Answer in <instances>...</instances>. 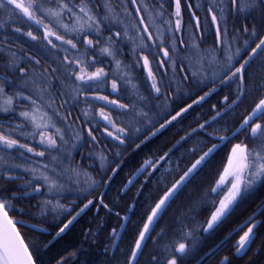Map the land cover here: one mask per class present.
<instances>
[{
    "label": "trees",
    "instance_id": "trees-1",
    "mask_svg": "<svg viewBox=\"0 0 264 264\" xmlns=\"http://www.w3.org/2000/svg\"><path fill=\"white\" fill-rule=\"evenodd\" d=\"M52 2L54 4L55 0H52ZM160 2L161 0H145L151 12L160 10ZM163 3L165 8L157 26L167 29L168 24L164 21L171 18L173 20L172 27L174 28L175 0H163ZM189 5H191V8H189ZM97 7L102 14V0H100ZM114 7L115 11L120 13L121 18L129 26L133 22V18L139 19L138 17H127L123 12V5H114ZM127 7L129 11L135 13V9L130 3L127 4ZM210 7H215L216 11L210 13ZM221 7L227 9V0H225V3H221L220 0H181L183 30L180 33H165L166 46H171L173 37L176 41V51L170 53L172 59L175 60V71L172 67L160 68L158 59L152 64V70L158 78L163 79L165 85L159 99H156L155 93L151 91V82L147 80V72L143 68V62L140 61L139 66L137 65L138 57L146 53L138 52L134 55L132 44L123 37L115 43L116 58L123 65L131 66L130 71L133 82L138 86L140 93L147 97L142 102L144 111L148 113L147 122H142L141 133L136 134L133 132L123 145H119L103 134L104 122L99 118L101 103L99 101L89 102L92 105L90 110L93 116L86 119L83 112L89 109V103L85 102L83 96L78 100L72 99L70 87L66 83L69 77L63 72L62 68L57 73L51 72L49 63L51 62L53 66L58 68L61 67L60 63L53 56H49L48 60H44L43 56L48 55V53L40 45L12 30L14 24L27 30V24L20 25L18 21H8L9 26L6 31L10 39L6 44H0V47H6L7 49L5 52L0 53V82L4 83V96L0 97V105H3L8 97H13L12 107L14 110L7 113L0 112V125L3 126V131L11 133L13 138H18L21 143H26L28 146L35 145V150H41L42 147L36 143L37 136L32 137L29 135L34 131L31 122L25 121L20 115L23 111H31L32 106L28 101L16 100L15 96L18 90H22L26 95L30 94L31 83L26 88H21V85L25 81L30 82L32 79L39 77L47 69V75L51 78L52 85L50 89L51 98L56 100L53 109L59 111L61 116H67V123L59 121V117L54 118L64 124L65 128L68 125H73L75 130L82 133V139L76 149H71V143H75V140H72L70 133L67 134L70 143L65 146L63 164L68 165L70 161L72 166H79L82 173H87L93 180L98 182L89 194V192L81 191V187L87 188L86 184L77 185L75 182L64 178L63 182L67 186L66 190L63 193L50 194L46 187L41 188L40 193L34 192L31 185L28 184V181L32 180V175L19 172L17 170L19 168L8 169V172L16 177L14 180L0 177V192L12 198L15 209L10 213V216L14 220L22 222L17 224V229L25 243L30 245V251L36 252L37 249L39 250L40 264H58L61 257L67 256L71 252L76 253V259L71 264H127L131 251L135 246V241L138 239V234L143 230V224L146 222L147 215H150V209L154 206V203L158 201L166 188L195 159H198L203 151L207 150V147H210L214 142L220 143L214 137L208 136L206 132H192V130L194 128L198 129L200 124L206 120H211L216 112L220 111L222 113L221 117H217L212 127L206 125L207 130L208 132H218V134L231 136V133L235 131V128L241 122L242 117L251 111L261 96H264V92L246 93L242 98L243 102H238L232 110H226V105L223 103L224 97H229V100L235 99L240 81L237 79L230 84L224 82L213 83V71L211 69L201 72L198 77L192 76V71L199 66L189 67L187 54L191 51L190 45L194 40L201 51L212 50L216 47L217 26L220 27L222 32L227 31L230 40L235 37L232 52L235 54L236 49L239 48L241 50L240 55L244 59H247L245 53L251 47H255L251 40H249L247 46L245 45V40L248 39L251 29L255 27L259 34L264 36V16L261 15L259 9L246 18L230 14L226 10L224 20L220 21L219 9ZM213 14L218 17V25L212 23ZM193 15L200 22L199 30L196 28V19H193ZM0 19L7 20V13L0 11ZM245 26L250 30L247 34L243 32ZM123 30L124 25H112L110 30L105 27L102 37L106 39L114 32H123ZM130 31L133 35H136L134 30L130 29ZM2 39L3 37L0 36V40ZM113 39H116L115 36H113ZM181 40L186 41V43L181 45ZM11 52L17 53V59L24 67L25 74L22 75L18 69L9 67L8 61ZM28 55L41 58V64L36 65L34 61H28ZM58 55L62 59L63 53H58ZM97 55L99 54L97 53ZM216 56L218 61L223 60L225 53L216 47ZM99 60L102 61L99 66L104 67V70L111 75L115 69V62L106 56H100ZM239 62L243 63V60ZM204 63L207 65V60ZM262 63H264V53H260L248 66L247 84L249 87L253 86L254 82L258 83L260 77L264 75L260 72ZM235 66L238 67L239 64L237 63ZM181 68H184V71H181ZM91 70L95 71V68ZM185 76L188 79H184ZM204 77H207V79L204 83H200V80ZM71 79L74 80V77ZM212 87H215L216 91L211 92L199 105H194L183 118L173 122L172 125L151 139L140 143L144 139V132L152 128V125L158 126L163 121L164 116L169 113L175 114L181 107L191 103L193 99H198L199 96L204 95L205 91H210ZM168 93H172V95H167L166 99ZM94 94L96 93H87L88 96ZM99 94L109 95L110 99L116 98L117 94L111 92V78L105 90ZM48 98L46 96V99ZM133 100H135V97L130 94L128 86L122 84L118 102L129 104ZM65 101L64 107L61 108V103ZM214 105L216 106L215 109L213 108ZM137 106L139 107V104ZM109 108L112 109L109 115L113 117L117 124L127 127L129 119L133 115L132 110L129 109L128 112H123L116 107L108 106H105L104 110L108 112ZM53 109L47 110L49 114L52 113ZM69 113L70 115H68ZM20 123L24 125L23 131L13 132L12 129ZM93 124L100 126L96 129L98 139L89 143L87 130ZM152 130L155 129L152 128ZM189 133H191V136H189ZM49 134H51V131H49ZM25 136H27V139H25ZM182 137L187 138L182 140ZM242 141L248 142L245 136L238 134L217 149L207 162V166L202 169L198 179L189 185L180 198L168 209L163 218L154 225V230L151 232L150 238L144 242L142 254L137 256L135 264H165V245L174 247L176 242L183 239L184 232L189 229L192 231V235L190 239L186 240V243L190 251L178 264H220L224 257H228V264H264V211L262 210L254 217V222L258 223L248 250L245 254L239 256L235 251L237 241L243 235V232L247 231V227L240 230V225H243L264 204V185H257L239 204L231 218L222 227L210 233L202 231V227L206 226V219L213 210L211 205L206 204L204 200L205 190L214 185L216 179L222 173L232 146ZM138 143L140 147H136ZM68 149L72 151L70 158L67 157ZM169 149L172 150L170 153L171 160L163 163V167L153 175L149 176V173L153 172L151 168L143 173L137 172L146 159L158 160ZM4 151L14 153L15 155L8 157L13 163L21 164L22 167L28 161L31 163L36 161L39 162L40 166L47 163L50 166L55 165L59 169L58 163L53 161L48 154L44 157H34L23 149H5ZM55 151L53 150V154H55ZM19 152H24V158L19 155ZM101 155L105 157L104 160L100 159ZM117 165H119L118 168ZM113 169H116L115 172L112 171ZM165 169H171V171L165 172ZM107 177H111V180H108ZM79 179L82 181L84 176L82 175ZM129 180H132L131 184H128ZM38 183L42 182L32 180V184ZM25 190L32 192V195L25 196L23 194ZM13 192L16 193L15 197H12ZM46 198L52 199L53 203L59 201L66 208L72 209L71 214L66 211H44L43 201ZM87 200H92L94 204L77 216L65 232L57 236L56 233L59 228L67 223L72 216H75ZM101 200L112 209L111 212L101 205ZM130 208L132 211H129ZM21 209L23 211H20ZM117 212H119V216L116 215ZM123 217H127V219L125 220ZM121 225H124V227L121 228ZM248 226L250 227L251 224ZM113 229L119 233L118 237L113 236ZM158 233L162 234L158 236ZM114 240L115 244L113 243ZM154 255L158 257L156 262L152 260Z\"/></svg>",
    "mask_w": 264,
    "mask_h": 264
},
{
    "label": "snow or ice",
    "instance_id": "snow-or-ice-1",
    "mask_svg": "<svg viewBox=\"0 0 264 264\" xmlns=\"http://www.w3.org/2000/svg\"><path fill=\"white\" fill-rule=\"evenodd\" d=\"M99 2L100 0H55L53 4L52 0H0V11L7 13V20L0 19V36L3 37L0 40V44H6L10 39L6 31L9 26L8 21H18L20 25L27 24V30L15 24L12 25V30L20 36H25L30 41L40 45L48 53V55L43 56L44 60H48L49 56L55 57L61 67L53 66L50 62L51 72L57 73L62 68L63 72L67 74L69 80L66 83L70 87V95L73 100H78L83 96L86 103L90 101L103 102L100 105L101 111L99 112V118L104 122L102 128L103 134L110 137L113 141H116L119 145H123L133 132L136 134L142 132L141 124L142 122H147L148 118V113L144 111V104L142 102L147 97L140 93L138 86L133 82L130 71L131 66L123 65L116 58L114 45L123 37L132 44V52L134 55L138 52L146 53L138 57L137 65L139 66L140 61L143 62V68L147 72V80L151 82V91L155 93V98L159 99L162 88L165 85L163 79L158 78L157 74L152 70V64L158 59L160 61V68L172 67L173 71H175V60L172 59L170 53H175L176 41L173 37L171 46H166L165 33H180L183 30L181 0H175V27H172L173 20L170 18L164 21V23L168 24L167 29L157 26L165 8L163 0L159 4L160 10L156 12L149 10L145 0H102V14L97 7ZM220 2L225 3V0H220ZM128 3L135 9L134 14L129 11L127 7ZM114 5H123V12L127 17H138L139 19L136 20L133 18L131 25H127L125 20L121 18L120 13L115 11ZM227 5V9L224 7L219 9L220 21L224 20L226 10L230 14L240 15L246 18L259 9L261 15L264 16V0H227ZM189 8H191V5H189ZM215 11V7L209 8L210 13H214ZM193 19H196V28L199 30V20L195 15H193ZM212 23L215 25L219 24L216 14L212 15ZM112 25H124L123 32L116 31L104 39L102 37L104 28L107 27L110 30ZM130 29L134 30L136 35H133ZM249 31L247 26L243 28L244 33L247 34ZM113 36H115V40ZM234 40L235 37L230 40L227 31L222 32L220 27L217 26L216 47L225 53L223 60H217L216 47L212 50L201 51L194 40L190 45L191 51L187 54L189 67L199 66L192 71L193 77H198L201 72L211 69L213 71V83L224 82L230 84L234 83L237 79L240 81L236 98L229 100V97H224L223 103L226 105V110H232L233 106L237 105L238 102H243L242 98L246 93L257 94L264 92V75L260 77L258 83L254 82L253 86L249 87L247 84L248 66L260 53H264V36H261L255 27L251 29L248 39L245 40V45L247 46L249 40H251L255 44V47H251L245 53L247 59H244L240 55L241 50L239 48L233 54L232 44ZM185 43L186 41L184 40L180 41L181 45ZM6 50V47H0V53ZM58 53H63L62 59ZM161 53L162 55H160ZM100 56L109 57L115 62V69L111 75L104 70V67L99 66L102 64V61L99 60ZM27 60L34 61L36 65L41 64V58L33 55H28ZM205 60H207V65L204 63ZM240 60H243V63H240ZM237 63L239 64L238 67L235 66ZM8 65L13 69H18L22 75L25 74V69L19 63L16 52L10 53ZM93 68H95V71L91 70ZM180 70L184 71V68ZM47 72L48 70L45 69L39 77L32 79L30 82L25 81L21 85V88H26L31 83L30 94L26 95L22 90H18L15 96L16 100L28 101L32 106L31 111H23L20 115L25 121H30L34 129H36V131L29 133V135L32 137L39 135L41 137L39 144L42 148L37 151L35 150V145L28 146L26 143H21L18 138H13L11 133L4 132L3 126L0 125V177L6 178L7 180H14L16 177L11 175L8 169L22 167L21 164L13 163L6 158L10 155H15L14 153H9L4 150L24 149L27 153H32L34 156L44 157L48 154L59 165V170L55 165L50 166L47 163L41 164L40 168L29 167L23 169L32 174V180L42 182L32 184V180L28 181V184L31 185L34 192L40 193L41 188L46 187L50 194L63 193L67 188L63 180L67 178V180L75 182L77 185L86 184L87 188L81 187V191L89 192L90 194V190H94L98 182L93 180L87 173H82L79 166H72L70 161L68 165L63 164L65 146L70 143L67 134L70 133L72 140H75V143H71V149H76L82 139V133L81 131L75 130L73 125H68L65 128L64 124L59 122L64 121L66 124L67 116H61L59 111L53 109L56 100L51 98V78L47 75ZM260 72L264 73V63L260 65ZM72 77H74V80L71 79ZM110 78L111 92L117 94L116 98L112 99L109 98V95L99 94L105 90ZM184 79H188V77L185 76ZM206 79L207 77H204L200 80V83H204ZM122 84L127 85L130 89V94L135 97V100L129 104L118 102ZM214 91L216 89L212 87L210 91H205L204 95L199 96L198 99H193L191 103L181 107L175 114L169 113L164 116L163 121L158 126L152 125V128L155 129L154 131L152 128H149L147 132H144V139L140 143L151 139L172 125L173 122L183 118L194 105H199ZM88 92L96 94L88 96ZM167 95H172V93L166 94V99ZM3 96L4 83L0 82V97ZM46 96L49 98L46 99ZM64 103L66 101L61 103V108L64 107ZM138 104L139 107L137 106ZM12 105L13 97H8L4 101V104L0 105V112L7 113L13 111ZM105 105H114L123 112H128L131 109L133 115L129 119L128 126H119L113 117L109 115L112 109L109 108L108 112H106L104 110ZM91 107L92 105L89 103V109L83 112L86 119L93 116L90 110ZM215 107L214 105L213 108L215 109ZM48 109H53L51 114L47 111ZM221 115L222 113L217 111L211 120H206L199 125L198 129L194 128L192 130V132H206L208 136L214 137L220 143L214 142L210 147H207V150L203 151V154L198 159H195L166 188L158 201L154 203V206L150 209V215H147L146 222L143 224V230L138 234V239L135 241V246L131 251L127 264H135L137 256L142 254L144 242L150 238L151 232L154 230V225L163 218L168 209L180 198L189 185L198 179L202 169L207 166V162L217 149L222 144L235 138L238 134L245 136L248 142L242 141L232 146L227 164L223 168L222 173L216 179L215 184L205 190L204 200L206 204L211 205L213 210L206 219V226L202 227V231L204 233H210L222 227L231 218L245 197L257 185H264V96H261L251 111L242 117L241 122L235 128V131L231 133V136L218 134V132H208L207 130L206 125L212 127L213 122L216 121L217 117H221ZM54 117H59V121ZM99 127L96 124L88 127L87 136L89 143L98 139L96 129ZM23 129L24 125L20 123L12 131L19 133ZM45 129L54 131H51V134H47L44 131ZM189 136H191V133H189ZM186 138L182 137L181 139ZM25 139H27V136H25ZM136 147H140V144H136ZM71 149L67 150L68 158L72 155ZM53 150H56L55 154H53ZM171 151L169 149L158 160L146 159L137 172L143 173L148 168H151L153 172L149 173V176L153 175V173L163 167V163L171 160ZM19 155L24 157V152H19ZM100 159L104 160L105 157L101 155ZM116 167L118 168L119 165ZM115 170L113 169L112 171L115 172ZM168 171H171V169H165V172ZM82 175L84 179L81 181L79 178ZM107 179L111 180V177H107ZM131 183L132 180H129L128 184ZM23 194L28 196L32 195V192L25 190ZM15 196L16 193L13 192L12 197ZM100 203L104 208H108L109 212L112 211L107 204H104L103 200ZM93 204L94 202L92 200H87L79 212L59 228L56 235L59 236L65 232L76 217ZM43 210L48 212L66 211L69 214L72 211V209L66 208L63 204L59 203V201L53 203L52 199L48 198L43 201ZM260 210L264 211V205L261 206ZM13 211L15 209L12 198L0 192V264H40L39 250L37 249L36 252L30 251V245H27L21 238L17 224L22 222L16 221L10 216V213ZM20 211L23 210L21 209ZM129 211H132V209L130 208ZM116 215L119 216V212ZM254 215L249 217L243 225H240V230L247 227V231H244L243 235L237 241L235 251L238 256L245 254L253 241V236L255 235L254 230L258 223L254 222ZM123 219L126 220L127 217H123ZM249 224H251L250 227L248 226ZM123 227L124 225H121V228ZM112 234L114 237L119 236V233L115 229H113ZM161 234L158 233L157 235L159 236ZM191 235L192 231L189 229L184 232L183 239L176 242L174 247L172 245H165V264H178L180 260L189 254L190 248L186 240L190 239ZM113 243L115 244V240ZM75 259L76 253L71 252L67 256L61 257L58 264H71ZM152 260L156 262L158 261V257L154 255ZM220 264H228V257H224L220 261Z\"/></svg>",
    "mask_w": 264,
    "mask_h": 264
},
{
    "label": "rangeland",
    "instance_id": "rangeland-1",
    "mask_svg": "<svg viewBox=\"0 0 264 264\" xmlns=\"http://www.w3.org/2000/svg\"><path fill=\"white\" fill-rule=\"evenodd\" d=\"M57 43H59V42H57ZM99 103H103V102H101V101H99ZM105 106H108V107H115L114 105H105ZM32 125V124H31ZM33 130L34 131H36V129H34V127H33ZM47 134H49V131H54V130H49V129H45L44 130ZM37 137H36V143H37V145H40L39 144V140H40V136L39 135H36ZM41 146V145H40ZM67 146V145H66ZM42 147V146H41ZM232 149V148H231ZM6 150H8V149H6ZM12 150H14V149H12ZM24 150V149H23ZM25 151V150H24ZM27 153V152H26ZM230 153H231V150H230V152H229V155H230ZM30 154H32V153H30ZM33 155V154H32ZM34 156V155H33ZM34 157H39V156H34ZM7 159H9L10 160V157H6ZM24 158V157H23ZM228 160V159H227ZM35 162V163H34ZM226 164H227V162H226ZM40 166V164H39V162H36V161H32V163L30 162V161H28V163L27 164H25V166H23V167H21V168H19V169H17L19 172H23V173H29V172H26V171H24L23 169L24 168H29V167H36V168H40L39 167ZM59 170V169H58ZM29 174H31V173H29ZM32 175V174H31Z\"/></svg>",
    "mask_w": 264,
    "mask_h": 264
},
{
    "label": "water",
    "instance_id": "water-1",
    "mask_svg": "<svg viewBox=\"0 0 264 264\" xmlns=\"http://www.w3.org/2000/svg\"><path fill=\"white\" fill-rule=\"evenodd\" d=\"M264 205V204H263ZM261 210L259 209L256 213H255V215H254V217L260 212ZM22 238V237H21Z\"/></svg>",
    "mask_w": 264,
    "mask_h": 264
}]
</instances>
